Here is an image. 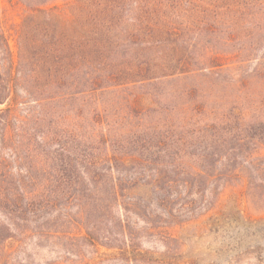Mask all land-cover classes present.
Returning <instances> with one entry per match:
<instances>
[{"label":"trees","instance_id":"trees-1","mask_svg":"<svg viewBox=\"0 0 264 264\" xmlns=\"http://www.w3.org/2000/svg\"><path fill=\"white\" fill-rule=\"evenodd\" d=\"M5 1L31 15L69 0ZM163 1L102 0L89 15L91 37L83 43L28 25L26 17L17 26L16 53L0 12V262L10 243L23 242L35 227L62 218L84 225L89 210L104 219L119 211L123 236L133 216L156 232L175 217L174 204L189 208L202 199L200 181L210 177L205 164L249 157L250 133L264 127V100L243 94L253 77H264V50L258 54L264 0L247 6L248 29L244 21L234 25L228 41L239 47L223 56L233 62L220 63L221 55L210 51L195 65L168 58L183 46L175 29L157 38L153 21ZM254 61L245 78L217 83L226 73L240 76ZM188 80L219 87L223 101L232 89L231 103L256 107L239 117L220 112L211 91L183 88ZM193 108L201 117L195 121ZM167 114L180 115L182 123L167 125ZM182 186L189 191L185 198ZM71 207L78 210L76 221ZM153 219L160 226L153 227Z\"/></svg>","mask_w":264,"mask_h":264},{"label":"rangeland","instance_id":"rangeland-1","mask_svg":"<svg viewBox=\"0 0 264 264\" xmlns=\"http://www.w3.org/2000/svg\"><path fill=\"white\" fill-rule=\"evenodd\" d=\"M252 1L164 0L162 3L165 6L153 21L154 28L159 29L157 38H163L161 34L166 28L175 29L177 35L181 36L180 44L183 46L177 55L170 54L168 58H180L186 64H197L202 54H209L210 51H213V57L221 55L218 59L220 63L233 62L231 58L223 56L226 51L234 52L239 47V43L228 40L233 36L234 25H241L244 21V29H248L245 14ZM100 2L102 0L58 1L57 9L52 12L29 15L23 8H11L5 0H0L9 46L16 53L17 26L26 17L28 25L37 24L61 40L87 42L92 32L89 15ZM263 50L264 47L258 50V54ZM166 62L163 60V63ZM248 65L237 72L240 76L226 73L221 76L224 82L217 83L223 86L232 77L245 78L252 73L256 63L249 62ZM197 86L211 91L212 104L215 99L218 111L227 112L233 117H239L256 107L246 102L231 103L235 94L232 89L226 93L230 96L228 100L223 101L219 87L211 90L200 80H188L182 85L186 89ZM121 94L127 98L126 92ZM243 94L252 95L253 100H264V77H253ZM128 99L131 101V98ZM195 99L197 106H202L204 100ZM170 105H164V108ZM4 107L0 105V110ZM193 111L195 108L191 113L194 116L192 121L200 119V115L193 114ZM131 115L132 120L136 121V117ZM150 116L155 122L158 121V114L151 113ZM165 121L172 126L182 123L178 114H167ZM250 135L253 136L254 145L249 146V154L245 153L249 157L229 163L205 164L210 177L204 182L200 181L204 195L202 199L189 208H183L180 203L174 204L172 214L175 217L166 220L167 223L160 230L154 232L133 216L124 223V237L117 221L120 216L117 210L107 219L89 210L84 225H77L78 210L71 207L67 212L76 222L62 218L56 223L35 227V233L23 242L10 243L13 248L3 255L0 263L264 264V127L253 130ZM179 190L182 198L189 193L184 191L183 186ZM99 220L100 223H97ZM153 222V227L160 226L158 219H153ZM81 226L87 229L80 230ZM18 245L19 248L15 249Z\"/></svg>","mask_w":264,"mask_h":264}]
</instances>
